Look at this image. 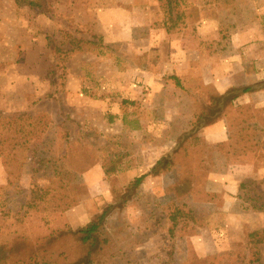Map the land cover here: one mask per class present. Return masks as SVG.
<instances>
[{"label": "rangeland", "instance_id": "1", "mask_svg": "<svg viewBox=\"0 0 264 264\" xmlns=\"http://www.w3.org/2000/svg\"><path fill=\"white\" fill-rule=\"evenodd\" d=\"M262 9L264 0H0V263L90 223L76 215L72 225L69 213L87 203L84 174L99 162L113 189L95 215L111 207L98 264H264V110L238 106L226 145L206 144L194 125L219 95L199 75L225 68L217 52L232 32L264 24ZM189 90L206 97L192 121ZM149 149L163 156L148 173L166 161L151 175L161 184L152 191L145 179L135 198L118 177ZM229 166L250 178L210 193L211 172ZM40 189L50 195L31 204Z\"/></svg>", "mask_w": 264, "mask_h": 264}, {"label": "crops", "instance_id": "2", "mask_svg": "<svg viewBox=\"0 0 264 264\" xmlns=\"http://www.w3.org/2000/svg\"><path fill=\"white\" fill-rule=\"evenodd\" d=\"M230 35L231 39L228 40L227 50L223 52L222 48L216 54V60L224 58L220 61L225 63V68L214 71L210 68L209 74L206 72L208 76L205 72L199 75L200 81L203 82L207 90L211 88L219 95H224L233 88L252 87L264 81V24L256 22L253 26H246ZM184 54L186 59L190 60V52H184ZM188 92L192 107L190 121H192L200 110V104H204L206 97L203 90H189ZM172 103L174 108L178 106L176 105L177 101ZM238 106H244L246 110L263 111L264 90L241 95L216 123L200 129V138L209 145L230 144L234 135L232 113L237 110L236 108H239ZM159 155L153 149L143 151L144 163L122 172L118 177L120 186L124 188L133 178L147 174V170L152 168L163 156V154ZM231 157L233 158L231 155L228 158ZM244 178L250 177L241 175L238 169H234L233 166L225 168L223 172L213 171L210 174L208 191L213 193L224 186L226 191L233 192L234 187L240 189L241 180ZM159 180L158 177L149 176L145 182L146 184H155L156 182L157 185L153 184L154 187L151 188L154 191L155 187L161 184ZM84 181L89 194L88 201L69 213L72 225L77 223L76 215L84 218L86 224L89 223L90 219L97 214V209L99 210L112 198L113 180L111 181L106 175L102 163L98 162L90 168L84 174ZM144 187H146L145 183Z\"/></svg>", "mask_w": 264, "mask_h": 264}, {"label": "trees", "instance_id": "3", "mask_svg": "<svg viewBox=\"0 0 264 264\" xmlns=\"http://www.w3.org/2000/svg\"><path fill=\"white\" fill-rule=\"evenodd\" d=\"M262 90H264V81L256 86H248L242 89H231L224 95H217L212 98L208 104L202 106L200 115L196 118V122L194 123L195 129H202L203 127L216 123L221 116L224 115L225 109L241 95ZM232 94H234V96L226 101ZM170 158H173L172 153L168 157V160L171 162L172 159ZM165 162L166 161L162 160L159 161L150 173L136 177L125 186V192L129 191L133 194V197L135 196L136 198L145 179L148 176H151L158 168H161ZM167 164L169 165V163ZM55 175L56 173H54L53 177H55ZM36 192L35 190L31 191V204L36 200L40 202L46 200L51 191L40 189ZM62 195L63 194L57 195L54 193V195H51L52 198L49 202L54 201L59 206L64 200ZM59 197L61 198L57 199ZM129 202L131 201L129 200ZM110 211L111 207H107L102 213L94 216L88 225L76 232L63 233L49 239L44 243L43 249L39 252L33 251V247L29 246V253L27 252L24 253L23 256L20 255L15 257L14 264H98L99 257L108 245L107 239L102 237L101 230L103 229ZM172 231V236H174ZM40 253L42 256H40ZM8 263V261H3L0 264Z\"/></svg>", "mask_w": 264, "mask_h": 264}]
</instances>
